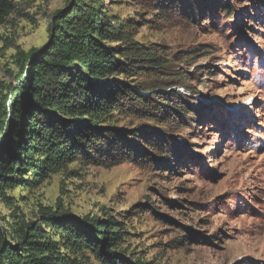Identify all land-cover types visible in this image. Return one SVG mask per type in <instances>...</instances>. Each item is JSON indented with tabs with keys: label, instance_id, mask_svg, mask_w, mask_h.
I'll return each instance as SVG.
<instances>
[{
	"label": "rangeland",
	"instance_id": "rangeland-1",
	"mask_svg": "<svg viewBox=\"0 0 264 264\" xmlns=\"http://www.w3.org/2000/svg\"><path fill=\"white\" fill-rule=\"evenodd\" d=\"M206 1L13 0L0 26V115L21 88L27 54L47 47L51 23L75 4L95 7L102 20L165 62L145 64L154 67L145 73L109 75L156 101L124 100L78 116L125 140L149 129L151 144L139 142L144 154L107 158V166L84 159L49 167L32 187L3 184L0 245L1 237L15 242L50 210L117 221L120 240L112 251L132 263L264 264V0H211L205 7ZM101 39L115 57L122 51L116 47L128 44ZM175 93L192 113L183 112ZM25 161L40 168L45 155L31 152ZM36 173L21 175L36 181ZM60 247L74 264H99L89 250Z\"/></svg>",
	"mask_w": 264,
	"mask_h": 264
},
{
	"label": "trees",
	"instance_id": "trees-1",
	"mask_svg": "<svg viewBox=\"0 0 264 264\" xmlns=\"http://www.w3.org/2000/svg\"><path fill=\"white\" fill-rule=\"evenodd\" d=\"M212 5L213 1L208 0L205 7ZM12 9L13 0H0V26ZM225 10L233 14L230 3ZM55 19L49 28V44L37 54H27L21 88L15 89L19 91L10 111L0 115V135L4 138L0 144V186L32 187L47 176L49 167L59 169L66 162L84 159L107 166V158L113 163L120 155L123 160L131 154L142 156L144 149L139 145L140 140L151 144L149 129L137 130L132 140H125L123 133L104 134L83 117L106 105L120 106L124 100L140 105L156 101L153 96L127 88L123 81H111L109 75L129 74L136 69L149 72L154 67L145 64L159 68L165 61H160L155 49L144 48L132 38L124 37L122 30L102 20L95 7L75 4ZM101 38L126 40L128 44L116 47L122 51L115 57V48ZM177 94L175 97L183 103V112L192 113L191 106L181 99L182 94ZM31 152L45 155L42 167L24 162ZM171 161L168 160L169 164ZM25 167L34 173L40 170V174L36 173L39 178L25 179L21 175ZM43 214V221L31 222L15 242L7 243L1 237L0 264H74L70 253L61 252V245L68 251L73 247L89 250L99 258V264H136L112 251L120 240L114 229L120 226L117 221L107 219L99 223L96 217L93 220L71 218L50 210ZM44 225L51 226L55 235L47 233Z\"/></svg>",
	"mask_w": 264,
	"mask_h": 264
}]
</instances>
